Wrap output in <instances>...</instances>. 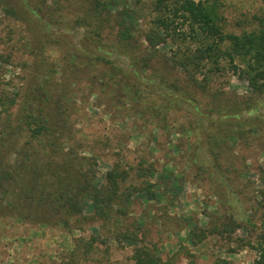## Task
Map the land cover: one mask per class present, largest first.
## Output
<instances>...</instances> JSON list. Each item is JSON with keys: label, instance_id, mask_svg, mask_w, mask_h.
I'll use <instances>...</instances> for the list:
<instances>
[{"label": "trees", "instance_id": "obj_1", "mask_svg": "<svg viewBox=\"0 0 264 264\" xmlns=\"http://www.w3.org/2000/svg\"><path fill=\"white\" fill-rule=\"evenodd\" d=\"M20 1L0 0L5 17L24 21ZM28 2L36 27L0 54V64L27 72L17 88L13 80L0 85V220L73 231L89 214L95 234L75 239L69 259L89 261L100 245L109 251L116 242L134 246L132 264H175L177 253L148 242L143 220L131 213L140 201L179 188L177 173L163 168L161 183L154 182L153 163L128 166L121 157L101 176L98 156L77 136L81 105L87 93L98 99L99 86L121 122L151 114L152 129L171 122L187 136V167L223 208L218 224H190L191 244L213 234L233 239L242 229L247 236L238 245L256 251L253 264H264V167L249 196L254 182L239 185L245 171L227 154L264 136V7L249 29L235 32L218 0ZM21 50L30 60L15 63ZM227 72L246 82L247 96L213 87Z\"/></svg>", "mask_w": 264, "mask_h": 264}, {"label": "rangeland", "instance_id": "obj_2", "mask_svg": "<svg viewBox=\"0 0 264 264\" xmlns=\"http://www.w3.org/2000/svg\"><path fill=\"white\" fill-rule=\"evenodd\" d=\"M28 1L32 8L38 2ZM218 1L221 4L220 11L226 18L227 29L235 32L249 29L253 15L264 7L259 0ZM20 2L22 6H18V9L23 11L24 21H12L0 9V54H8L12 44L21 46L19 40L28 35V26L36 24L32 10L27 8L24 0ZM71 36L78 40L81 35L74 30ZM10 38L13 39L11 43ZM29 58L21 50L16 53L14 62L21 64ZM26 73V69L0 64V85L9 88L5 83L13 80L17 88L22 85V77ZM82 75L78 73L76 76L77 82L84 88ZM213 87L239 96L249 94L246 82L233 72H227ZM96 92L100 93L98 99L87 93L89 101L81 105L83 111L78 117L77 136L86 142L90 150L92 146L94 154L98 156L100 175L103 176L112 163L121 157L128 166L136 165L142 159L146 163H153L159 170L153 178L154 182L161 183L160 171L163 168H170L177 173L179 188L163 190L164 199H144L133 207L131 218L143 220L147 241L158 242L163 254L177 253L175 264H253L257 258L256 251L238 245V238L247 236V232L242 229L234 234L233 239L213 234L196 246L191 244L188 237L190 224L197 222L202 227L218 224L223 208L210 185L192 177L187 167L188 151L191 149L187 136L179 131L180 128L168 122L169 125L152 129L154 124L151 114L142 118L134 116L126 123L121 122L120 118L114 116L118 112L115 103L109 100V91L97 86ZM262 138L251 145L241 144L227 152L230 161L234 160L236 165H241L237 167L245 171L239 185L244 187L248 180L254 182L246 191L249 196L260 185L257 168L264 167V136ZM87 217L83 229L73 231L62 227L21 224L10 219L0 220V264H132L134 246L128 243L121 246L116 242H111L109 251L105 250V245H100V250L89 261L69 259L75 239H88L95 234L89 214Z\"/></svg>", "mask_w": 264, "mask_h": 264}]
</instances>
